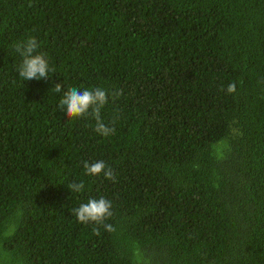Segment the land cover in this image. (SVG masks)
<instances>
[{
	"label": "trees",
	"instance_id": "trees-1",
	"mask_svg": "<svg viewBox=\"0 0 264 264\" xmlns=\"http://www.w3.org/2000/svg\"><path fill=\"white\" fill-rule=\"evenodd\" d=\"M56 83L106 89L115 134ZM101 196L111 233L73 215ZM0 264H264V0H0Z\"/></svg>",
	"mask_w": 264,
	"mask_h": 264
},
{
	"label": "clouds",
	"instance_id": "clouds-1",
	"mask_svg": "<svg viewBox=\"0 0 264 264\" xmlns=\"http://www.w3.org/2000/svg\"><path fill=\"white\" fill-rule=\"evenodd\" d=\"M16 51L22 57V61L17 68L19 77L23 80L32 79H47L50 71L55 69L50 68L49 60L46 55L39 52L40 47L35 37H28L26 40L16 44ZM56 93H61L58 107L66 113L68 118H80L91 114L96 121L95 131L105 137L115 134L114 122L113 126L107 125L101 117V109L109 101V93L102 87L84 88L81 90L77 87L63 88L62 83H56L54 88ZM227 93L231 94L236 91V83H230L226 89ZM113 99L119 98L122 95V90L113 92ZM83 168L87 175L99 176L115 182L116 175L111 166L105 161L98 160L95 162L83 161ZM71 192L81 193L85 189L83 181L75 182L67 185ZM112 201L101 196L100 198H89L87 202L81 203L77 208L73 209V215L80 223H95L98 226L104 227L105 231L111 233L115 231V227L111 223H106L112 216ZM94 231L97 235L100 234L99 227Z\"/></svg>",
	"mask_w": 264,
	"mask_h": 264
}]
</instances>
